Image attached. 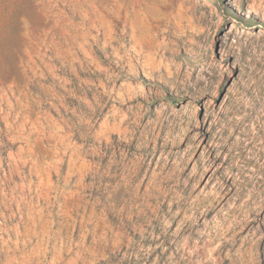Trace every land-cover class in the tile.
<instances>
[{
	"label": "rangeland",
	"instance_id": "obj_1",
	"mask_svg": "<svg viewBox=\"0 0 264 264\" xmlns=\"http://www.w3.org/2000/svg\"><path fill=\"white\" fill-rule=\"evenodd\" d=\"M0 264H264V0H0Z\"/></svg>",
	"mask_w": 264,
	"mask_h": 264
}]
</instances>
